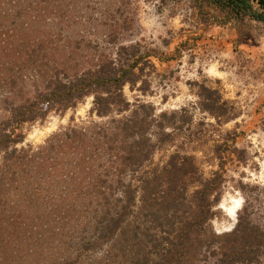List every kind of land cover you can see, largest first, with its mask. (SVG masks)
Here are the masks:
<instances>
[{
	"label": "trees",
	"instance_id": "1",
	"mask_svg": "<svg viewBox=\"0 0 264 264\" xmlns=\"http://www.w3.org/2000/svg\"><path fill=\"white\" fill-rule=\"evenodd\" d=\"M186 1L203 23H264V0L156 6ZM131 5L0 0V264L264 262V228L248 200L232 229H215L227 182L223 146L215 145L209 162L219 159L218 169L206 176L194 147L179 139L186 110L158 112L126 95V88L148 94L153 59L169 60L125 41L137 24ZM88 98L87 118L72 116L44 143L22 145L25 125ZM207 100L203 110L230 118L220 96ZM230 152L243 160L234 145Z\"/></svg>",
	"mask_w": 264,
	"mask_h": 264
},
{
	"label": "rangeland",
	"instance_id": "2",
	"mask_svg": "<svg viewBox=\"0 0 264 264\" xmlns=\"http://www.w3.org/2000/svg\"><path fill=\"white\" fill-rule=\"evenodd\" d=\"M188 4L158 10L157 0H132L137 24L125 41H140L169 60L153 59L157 73L148 94L126 88V95L131 101L152 103L158 112L186 110L190 123L178 132L179 139L194 147L189 151L196 154L206 176L218 169L219 159L209 162L215 145L223 146L227 182L219 206L223 215L214 221L218 232L234 227L237 216L231 217L229 210L238 203L241 209L246 200L252 204L253 221L264 228V23L250 19L203 23ZM216 96L226 102L228 120L219 121L202 109L200 103L209 104L207 98ZM91 106L88 98L75 110L50 113L43 122L25 125L22 145L44 143L72 116L76 121L87 118ZM233 145L242 152V161L230 152ZM160 159L162 153L155 161Z\"/></svg>",
	"mask_w": 264,
	"mask_h": 264
},
{
	"label": "bare ground",
	"instance_id": "3",
	"mask_svg": "<svg viewBox=\"0 0 264 264\" xmlns=\"http://www.w3.org/2000/svg\"><path fill=\"white\" fill-rule=\"evenodd\" d=\"M238 209H239V203H238V205L234 206L233 208H231V209L229 210V215H230L231 217L235 218Z\"/></svg>",
	"mask_w": 264,
	"mask_h": 264
},
{
	"label": "water",
	"instance_id": "4",
	"mask_svg": "<svg viewBox=\"0 0 264 264\" xmlns=\"http://www.w3.org/2000/svg\"><path fill=\"white\" fill-rule=\"evenodd\" d=\"M236 216H237V213H236Z\"/></svg>",
	"mask_w": 264,
	"mask_h": 264
}]
</instances>
